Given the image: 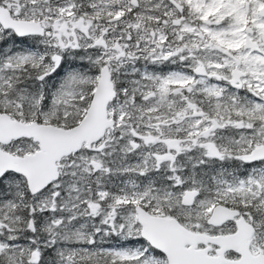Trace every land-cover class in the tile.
<instances>
[{
  "label": "snow or ice",
  "instance_id": "6c2138e0",
  "mask_svg": "<svg viewBox=\"0 0 264 264\" xmlns=\"http://www.w3.org/2000/svg\"><path fill=\"white\" fill-rule=\"evenodd\" d=\"M0 264H264V0H0Z\"/></svg>",
  "mask_w": 264,
  "mask_h": 264
}]
</instances>
